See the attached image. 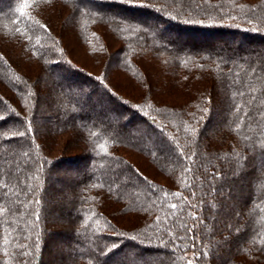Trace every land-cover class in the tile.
<instances>
[{
  "label": "trees",
  "instance_id": "obj_1",
  "mask_svg": "<svg viewBox=\"0 0 264 264\" xmlns=\"http://www.w3.org/2000/svg\"><path fill=\"white\" fill-rule=\"evenodd\" d=\"M56 184L74 189L64 232L46 227ZM66 234L53 264H264V0H0V264H48Z\"/></svg>",
  "mask_w": 264,
  "mask_h": 264
},
{
  "label": "rangeland",
  "instance_id": "obj_2",
  "mask_svg": "<svg viewBox=\"0 0 264 264\" xmlns=\"http://www.w3.org/2000/svg\"><path fill=\"white\" fill-rule=\"evenodd\" d=\"M49 19L51 21V18ZM51 24H52L51 25L52 28L54 30H57V28H55L54 21H51ZM65 33L66 34L63 36L62 41L64 47L66 48V52L68 53V56L71 58V60L74 63H76L78 66H81L88 71L98 73L103 60L101 61L100 59L98 60L93 55H88V53H86V50L84 49V46L75 37V34L72 32V30L69 29ZM173 37H174L173 34L167 35V38L169 39ZM202 39H204V41L214 44V46H218V44L227 45L230 43L227 39H223V38L212 39V37L205 36ZM106 42L108 43L110 50H114L118 46V43L116 41L111 40L110 38L108 40L106 39ZM145 67L150 68L151 65H147ZM109 77L111 82L117 87V89L119 88L120 90H122L128 97H133V98L138 97L140 90L134 87L131 84L132 81L128 77L124 76V74H120L116 70L112 69ZM35 83L38 86V89H40V91L44 92L45 94L40 103V108L45 112H49V110L53 106L54 98L56 97L54 96V94H51V88L48 82L42 84V79L40 78L36 80ZM158 83L160 84L159 81ZM158 95H160L159 97L164 99V101L173 102V103L180 102L185 98L182 94L176 91H169V90L162 91ZM101 110H102L101 108L97 109V111L102 116L103 112L101 114ZM213 122H216V120H214ZM65 137L66 136L64 137L60 136L57 139L58 142L56 148L58 150H59L58 144H60V142H62ZM124 156L127 157L129 160H131L133 163H135L146 175L152 177L153 179L159 182H166V178H164L161 174L156 173L155 169L152 166H150L148 162H146V160L140 157L139 155L136 154L134 155L131 152H124ZM55 172L58 174L65 172V170L63 168L62 169L57 168ZM52 188L53 190L48 191L45 194V198L47 199V202H49L48 212H50L48 218L46 219V227L48 228L47 229L48 231L59 230L61 232H64V230L73 226V220H71L72 216L68 208L73 200L74 189H68L58 184L53 185ZM237 206L240 207V205L235 203L234 207ZM232 208L233 207H231L230 210L228 209L229 214H232L233 212L231 210ZM238 219L242 220L241 217H238ZM128 221L130 220H126V218L121 220L123 226H130L132 224V223L130 224V222ZM65 236H66L65 238L63 236V237L51 239L44 247L42 258L48 264H53V257H55V254H57V252H61V251L64 252L67 250L65 245L69 244L68 242L69 237L67 236V234Z\"/></svg>",
  "mask_w": 264,
  "mask_h": 264
},
{
  "label": "snow or ice",
  "instance_id": "obj_3",
  "mask_svg": "<svg viewBox=\"0 0 264 264\" xmlns=\"http://www.w3.org/2000/svg\"><path fill=\"white\" fill-rule=\"evenodd\" d=\"M238 110H239V109H238ZM21 135H24V133H21ZM176 195H178V194H176ZM171 207H172L173 209H175V208L177 207V205L173 204Z\"/></svg>",
  "mask_w": 264,
  "mask_h": 264
}]
</instances>
